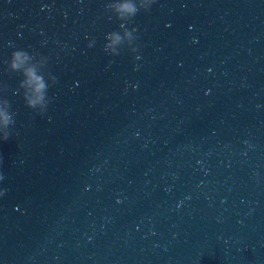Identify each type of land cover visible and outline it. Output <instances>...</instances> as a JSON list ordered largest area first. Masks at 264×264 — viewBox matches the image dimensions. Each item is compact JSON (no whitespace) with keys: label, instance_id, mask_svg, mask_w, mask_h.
<instances>
[{"label":"water","instance_id":"obj_1","mask_svg":"<svg viewBox=\"0 0 264 264\" xmlns=\"http://www.w3.org/2000/svg\"><path fill=\"white\" fill-rule=\"evenodd\" d=\"M0 113V264H264V0H0Z\"/></svg>","mask_w":264,"mask_h":264},{"label":"clouds","instance_id":"obj_2","mask_svg":"<svg viewBox=\"0 0 264 264\" xmlns=\"http://www.w3.org/2000/svg\"><path fill=\"white\" fill-rule=\"evenodd\" d=\"M119 11L121 13L128 14V15H135V13H136L135 7L131 4L123 5L119 9ZM116 39L118 40L119 37H117ZM21 55H22V53H20V52H13L12 56L14 58V61H20ZM12 67L13 68H19L20 63L14 62L12 64ZM26 75L29 77V83H32L33 81H35L36 85H37L36 88L34 89L35 93L37 94L36 99L29 100L28 105H27L29 108H34L36 106V104L39 103L43 99L41 92L44 89V84L40 82V78L36 77L34 72L31 69L28 70ZM10 122H13L11 117L5 115L4 113H0V123L3 124L4 128H7V126L9 125ZM9 138H10V134L6 131L4 134V141H8Z\"/></svg>","mask_w":264,"mask_h":264}]
</instances>
